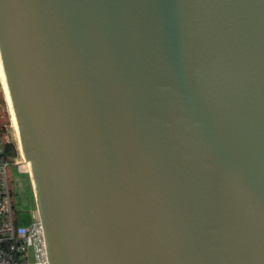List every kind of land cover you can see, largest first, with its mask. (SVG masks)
I'll return each instance as SVG.
<instances>
[{
    "label": "water",
    "instance_id": "1",
    "mask_svg": "<svg viewBox=\"0 0 264 264\" xmlns=\"http://www.w3.org/2000/svg\"><path fill=\"white\" fill-rule=\"evenodd\" d=\"M48 264H264V0H0Z\"/></svg>",
    "mask_w": 264,
    "mask_h": 264
},
{
    "label": "built area",
    "instance_id": "2",
    "mask_svg": "<svg viewBox=\"0 0 264 264\" xmlns=\"http://www.w3.org/2000/svg\"><path fill=\"white\" fill-rule=\"evenodd\" d=\"M10 143L9 134L0 130V264H48L44 227L37 210L26 225L19 224L14 210L8 167L19 165L16 157L21 154L6 156L5 146Z\"/></svg>",
    "mask_w": 264,
    "mask_h": 264
},
{
    "label": "rangeland",
    "instance_id": "3",
    "mask_svg": "<svg viewBox=\"0 0 264 264\" xmlns=\"http://www.w3.org/2000/svg\"><path fill=\"white\" fill-rule=\"evenodd\" d=\"M5 91L0 77V130L9 134L12 143H15L21 156L16 157L20 160L19 165L10 164L8 167V177L13 191L14 210L18 212V221L21 225H26L31 218V214L36 210V202L32 181L29 171L25 168V161L19 147L18 138L12 123L9 105L5 97ZM19 154V153H18ZM20 170V171H19Z\"/></svg>",
    "mask_w": 264,
    "mask_h": 264
},
{
    "label": "bare ground",
    "instance_id": "4",
    "mask_svg": "<svg viewBox=\"0 0 264 264\" xmlns=\"http://www.w3.org/2000/svg\"><path fill=\"white\" fill-rule=\"evenodd\" d=\"M0 77H1V82H2V85H3L4 91H5V95H6L5 97L7 99L8 105H9V110H10V114H11L12 123H13V126H14L15 131H16V135H17V138H18L19 147H20L21 152H22L23 157H24L25 168L29 171V175H30V172H31L30 162L28 160H26L24 152H23V149H22V146H21V142H20V138H19V134H18L17 121H16L14 109H13V106H12L10 94H9V91H8L7 82H6V78H5V74H4V69H3L1 57H0Z\"/></svg>",
    "mask_w": 264,
    "mask_h": 264
},
{
    "label": "trees",
    "instance_id": "5",
    "mask_svg": "<svg viewBox=\"0 0 264 264\" xmlns=\"http://www.w3.org/2000/svg\"><path fill=\"white\" fill-rule=\"evenodd\" d=\"M5 155L8 157H14L18 155L17 146L15 143H10L5 146Z\"/></svg>",
    "mask_w": 264,
    "mask_h": 264
}]
</instances>
